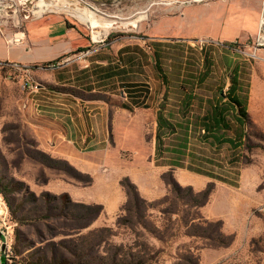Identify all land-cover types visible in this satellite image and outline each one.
Here are the masks:
<instances>
[{"label": "rangeland", "instance_id": "374dc122", "mask_svg": "<svg viewBox=\"0 0 264 264\" xmlns=\"http://www.w3.org/2000/svg\"><path fill=\"white\" fill-rule=\"evenodd\" d=\"M24 1L0 0L4 18L18 22L13 25L16 31L24 9H35L40 0L22 6ZM44 1L57 3L45 13L70 11L77 17L87 13L82 2L92 4L99 26L109 25L110 35L102 48L88 54L77 51L52 68L41 67L42 79L27 80L18 69L0 65V258L4 256L6 264H30L44 257L75 262L71 251L76 250L82 262L106 264L114 256L127 259L129 253L146 252V264H188L182 258L185 249L193 248L189 264H196L200 257L195 250L206 242L196 238L185 244V222L190 227V221L201 217L202 199L196 193L211 182L243 214L239 252L218 264H264V215H248L258 214L264 201V98L252 96L253 85L264 88V54L255 47L264 0L259 18L251 20V32L245 34L223 33L218 13L223 0ZM66 1L80 6L71 8ZM93 31L96 37L97 28ZM107 67L113 76L104 79ZM234 76L247 102L248 123L243 128L221 100ZM127 83L151 94L143 100L148 108L132 105ZM37 99L47 106L55 100L66 106L102 101L109 107L107 152L95 176L38 148L26 114ZM215 109L223 114L224 124L208 129L211 123L204 117ZM160 114L170 134L164 132L157 143ZM111 182L120 187L125 202L108 216L103 213L108 191L114 193ZM132 187L147 205L132 198ZM63 188L89 189L97 199L74 202L60 191ZM43 194L50 195L49 205ZM62 194L83 208L53 201ZM62 205L69 217L60 215ZM11 210L30 216L47 213L50 219L19 226ZM230 219L227 225L232 227ZM17 236L19 246L28 245L20 256L12 250Z\"/></svg>", "mask_w": 264, "mask_h": 264}, {"label": "crops", "instance_id": "0c3cea01", "mask_svg": "<svg viewBox=\"0 0 264 264\" xmlns=\"http://www.w3.org/2000/svg\"><path fill=\"white\" fill-rule=\"evenodd\" d=\"M223 1V4L219 5L218 12L223 33H250L249 24L252 25L251 20L254 17L255 21L259 18V3L262 0ZM66 2L71 8L80 6V3ZM82 4H84L83 9L85 10H80L87 13H82L78 17L70 11H48V13L24 22L19 31L13 29V19L10 21L8 17L4 18L3 11L5 9L0 7V65L18 69L19 76L27 80L30 78L42 79L41 67L44 65L69 59L77 51H92L96 47H104L106 45L104 41L110 35V32L106 30L110 26L102 23L99 26L95 14L98 13L97 8L92 4L83 2ZM249 4L250 7L247 6ZM89 18L95 23L92 24L91 20L87 21ZM258 23L259 21L256 25L257 30ZM96 28L97 36L94 37L90 31ZM250 28L252 27L250 26ZM253 91L252 96L256 99L259 96L264 98V88L261 89V87L253 85ZM32 102L31 106L27 107V123L38 148L52 157L68 161L82 172L95 176L99 161L105 158L107 152L109 107L102 101H77L76 104L68 106L60 104L59 101L57 103L55 100L48 103V106L45 100L37 99ZM95 110L99 112L94 113ZM105 177L107 178V176ZM112 186L114 188V185ZM60 191L67 193L72 201L78 203H89L91 200L96 201L97 199L96 194L89 189L79 191L74 188H63ZM113 191V194H110L109 191L107 193L105 198L107 204H104L103 215H115L117 209L125 202L120 187L117 189L115 186ZM142 197L149 200L154 198ZM230 204L225 192L216 187L209 202L200 209L202 220L219 222L221 233L231 236L232 240L227 246L212 247L206 243L195 250L200 257L198 264H218L239 252L237 245L241 237L242 221L239 217L243 214L240 209ZM225 210L226 212L223 213ZM247 213L248 211L244 213V218H247ZM248 215L252 219L263 216L262 214L251 215L250 211ZM229 218L234 222L232 227L227 225ZM96 225L98 226V221L95 223ZM184 238L185 244L189 245L193 240L197 242L199 239L190 236H184ZM186 250L193 252L194 249L187 248Z\"/></svg>", "mask_w": 264, "mask_h": 264}, {"label": "trees", "instance_id": "16d2710c", "mask_svg": "<svg viewBox=\"0 0 264 264\" xmlns=\"http://www.w3.org/2000/svg\"><path fill=\"white\" fill-rule=\"evenodd\" d=\"M56 63L44 65L43 67H48V66L53 67L54 65H56ZM155 66H156L157 72L160 74L161 70L157 67V63L155 64ZM104 70H105V72L102 74L104 79L113 76L112 73L108 71L109 67H107L106 69L104 68ZM162 80H163V77H162ZM124 88L127 91L126 97L129 98V100L131 101L133 106L141 105V107L144 109L148 108L147 104L144 103V101H143V100L148 101L151 98V94L149 92H147V90H145L144 93H141L138 91L140 87L136 86L133 83L125 84ZM52 90L53 91H55V90L59 91V89H56V88L52 89ZM90 91L91 90H89V92ZM239 91H240L239 82H238V79H236V76H234V78L231 81L230 87L228 89V93L226 95H221V100L226 103V106L229 109L234 111V113L236 114L235 120L240 124V127L243 128L248 123L247 102H246V99L243 100L241 98ZM104 102H106V101H104ZM122 108L129 110V108L126 105H123ZM204 119H205V121L211 123V125H208V129L212 128L214 125L224 124L223 114H221V112L219 110H216V109L212 110L208 115H206V117H204ZM166 130L170 131L168 129V123L160 114L158 117L157 143L161 142L162 136ZM168 131L165 132V134H170V132H168ZM35 151H37V150L35 149ZM213 190H214L213 183H208L202 191H199L196 193V196L202 199L201 207L205 206L208 203L209 198H210L211 194L213 193ZM131 195L135 201L141 203L142 205H144V204L147 205V202L144 201L143 199H141V197L138 195V192L136 191V189L134 187L131 188ZM41 197L44 198V201L47 205L50 204L47 202V198H50L49 194H43ZM52 199H53V201L55 199H59L61 204H64L68 208H70V207L71 208H80V209L83 208V205H81V204L72 203L69 200L68 196L64 195V194L57 196V198L52 197ZM65 206L62 205V212L60 213V215H63L64 217H69L70 213H67L64 211V209L66 208ZM8 207H9V204H8ZM9 209H10V207H9ZM47 209H48V207H47ZM16 214L17 213H15L14 211H12V210L10 211L11 219L19 226H22L27 222L50 219L49 214L41 213V212L34 213L33 216H30L29 214H26V213L24 215L23 214H17L16 215ZM195 220H197L198 222L195 223ZM200 220L202 222H200ZM189 226L190 227H188L187 222H185L186 234L189 233L188 236L202 239L207 243V245L212 246V247L227 246L230 244V242L232 240L231 236H226V235L221 233L219 222H208V221L202 220V218L199 216L198 218L190 221ZM213 228H216V229L213 230ZM188 230L191 232H188ZM0 241H3V237L1 235H0ZM19 242H22V241H19L18 236H17L15 239V243L12 245V250L16 254V256H20L21 250L28 246V245H25V246L20 245L19 246ZM132 252H134V251L132 250ZM71 254L75 258V262H70V261L64 260V259L56 261L55 258L47 260V258L44 257V258H36L33 261H31L30 264H87L86 262L80 261L79 258L81 256V254L78 251H76V250L71 251ZM191 258L192 259L194 258L193 253L190 252L189 250H186L185 255L182 259H184V261L189 264L191 262ZM21 261H26V260L21 258ZM146 263H147L146 252H143V253L138 252V253H136V256L129 253L127 259L124 256H119V255L116 257L114 256V258L112 257L111 260L106 264H146ZM0 264H6V259L4 256H1ZM196 264H198V262Z\"/></svg>", "mask_w": 264, "mask_h": 264}, {"label": "built area", "instance_id": "2783aa9c", "mask_svg": "<svg viewBox=\"0 0 264 264\" xmlns=\"http://www.w3.org/2000/svg\"><path fill=\"white\" fill-rule=\"evenodd\" d=\"M193 1H200V0H193ZM27 2H28V0H25L24 3L22 4V6H25ZM33 8L34 7L31 6L28 9H24L25 15L23 17V21H21L22 24H19V26H21L20 29L23 27L24 22H26L30 19H33L35 17H38ZM43 14H45V13H43ZM43 14H41V15H43ZM17 24H18V22L16 21L14 26H17ZM91 32L94 34L93 29H92V31H90V33ZM255 47H256V49L262 51V53L264 54V6H263L262 12L260 14V18H259L258 30H257V40H256ZM90 51L91 50L85 51V54H88ZM49 67L51 68L52 66H49ZM257 212H258V214L264 215V201L257 208Z\"/></svg>", "mask_w": 264, "mask_h": 264}, {"label": "bare ground", "instance_id": "6f19581e", "mask_svg": "<svg viewBox=\"0 0 264 264\" xmlns=\"http://www.w3.org/2000/svg\"><path fill=\"white\" fill-rule=\"evenodd\" d=\"M60 3H61V1H60ZM56 5H57V3H47L44 0H40L36 4L34 10H36L38 12V14L35 12L38 16H41V14L47 12V10L54 8V6H56Z\"/></svg>", "mask_w": 264, "mask_h": 264}]
</instances>
